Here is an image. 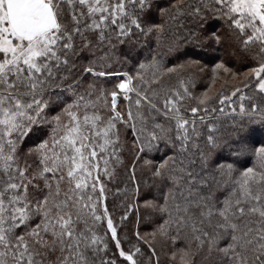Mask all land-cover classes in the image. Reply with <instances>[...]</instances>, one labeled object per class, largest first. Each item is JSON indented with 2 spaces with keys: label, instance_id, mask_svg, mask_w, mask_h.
I'll list each match as a JSON object with an SVG mask.
<instances>
[{
  "label": "snow or ice",
  "instance_id": "obj_1",
  "mask_svg": "<svg viewBox=\"0 0 264 264\" xmlns=\"http://www.w3.org/2000/svg\"><path fill=\"white\" fill-rule=\"evenodd\" d=\"M0 264H264V0H0Z\"/></svg>",
  "mask_w": 264,
  "mask_h": 264
},
{
  "label": "trees",
  "instance_id": "obj_2",
  "mask_svg": "<svg viewBox=\"0 0 264 264\" xmlns=\"http://www.w3.org/2000/svg\"><path fill=\"white\" fill-rule=\"evenodd\" d=\"M221 55H223V54L221 53ZM242 63H244V62H242L238 57L235 58L236 66H240ZM259 138H261V134L257 133V139H259ZM142 230L147 231V230H150V229L142 227Z\"/></svg>",
  "mask_w": 264,
  "mask_h": 264
}]
</instances>
